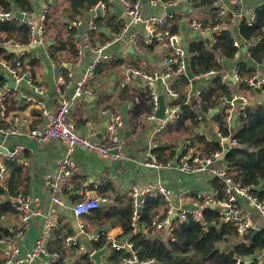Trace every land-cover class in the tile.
I'll list each match as a JSON object with an SVG mask.
<instances>
[{"label": "crops", "instance_id": "obj_1", "mask_svg": "<svg viewBox=\"0 0 264 264\" xmlns=\"http://www.w3.org/2000/svg\"><path fill=\"white\" fill-rule=\"evenodd\" d=\"M12 1L14 5V0ZM31 2L34 12L28 15V18L39 24L40 16L46 5H48L51 11L54 12L53 18L55 20L59 19V31H61L63 36H65V28L62 27V24L71 29L74 21L84 20L83 23H86L91 13V8H86L83 11L84 17L71 20L66 13H63L66 0H59L58 2L57 0H31ZM230 2L231 0H218L221 8L220 12L224 9L229 13L233 7ZM263 4L264 0H244L243 3L238 5V12L245 11L250 7L256 11ZM13 12L18 14L19 10L15 9ZM143 13L146 16H162L166 14V10L159 6H152L150 0H147L146 3H143ZM174 13L184 15L182 21L187 29L182 31L181 34L184 44H188L190 40L210 39L207 34L193 32L190 28L192 21L202 23L200 20L206 18L211 21L212 19L208 13L198 12L194 5L190 4L189 0H180L172 14ZM111 17L115 18V25H104L103 31L106 37H101L100 33L93 34L96 44L110 42L112 33H116L119 30L117 26L121 27L122 23L127 19L126 15L118 10L117 5L113 9ZM221 19L223 20V18ZM232 20L229 26L223 25V29H230L234 37L239 39L240 20L234 16ZM74 29L76 30L75 38L79 35L81 40L84 39L85 34H80L78 28ZM137 32L142 37H145L140 26H135L129 35ZM47 35L54 38L46 32V46L32 45L24 47L20 51L25 54V63L29 61L36 62L34 66L29 67V70L34 83L45 90V96L41 98L44 106L48 110L57 111L63 99H70L73 96L77 83L83 80L86 69L94 59L95 53L88 47H85L84 54L81 57L78 54L77 59H74L68 53H63V60L59 65L49 56L48 48L53 42ZM48 42H51L50 46H48ZM142 45L141 51H135L130 45L129 37L125 41L111 45L104 53L106 59L98 66L95 78L87 84V90L91 92V96H95V100L91 103L83 98L76 101L69 114V119L76 123L79 132L97 142H102L108 134L109 119L101 115L103 110L110 109L117 111L121 115L123 109L127 110L129 124L125 125L121 149L109 158H104L99 154L82 148H76L71 153L75 161L76 170L64 193L67 207H60L52 203L50 190L46 185V177L54 173L58 168L60 162L67 154L68 147L62 141L56 139L39 144L28 138L31 128L41 122L40 111L36 104L30 100L36 96L33 86L26 80L22 81L18 84V90H9L7 99L4 101V112H1L2 108L0 105V128L13 127L15 120L18 119L16 126L18 129L17 135L4 136L0 134V145L3 151H13L18 144L26 146L24 152L16 160H6L10 175L6 186L2 189L5 194L0 195V205L6 201L13 206L18 196H28L30 198L28 202L30 209L41 212V216L33 218L26 224L21 222L18 211L2 217L3 227L12 232V238L16 241L21 255L34 249L37 240L42 235L48 214L52 218L53 229L51 238H53V241L49 245L52 244L53 250L63 247L64 240L68 236H77L81 246L85 248L83 253L78 250L66 253L62 259L65 264H75L78 258L88 253L91 256L96 251L94 241L102 240L106 243L116 242L119 244L128 242L131 234H127L124 227L112 226L104 232H101V230L93 231L92 229H87L88 215L83 218L75 216L73 206L90 196L95 186H99V189L110 186L113 194L130 196L132 188L136 187L142 191L160 180L172 193V205L176 209L192 208L194 202L198 201L204 194L215 195L212 186L213 178L208 172L192 175L184 173L176 167L159 171L145 166L149 152L155 156L152 151L157 146H175L178 149L175 157L177 159L180 154L185 152L183 146L186 141L194 136V128L202 130V137L207 142H220V138L218 135L219 126L211 119V113L204 114V120L202 122L198 121V126L194 127L185 136L178 133L172 134L166 129L163 133L154 137L153 131L157 124L146 119L152 110L150 97L148 101L144 96L148 90L144 86L143 79L135 76L130 72V69H140L147 73L161 72L165 67L166 54L163 48L154 46L152 51H147L144 46L150 45ZM10 52L16 54L15 49H11ZM136 60H139L140 63H136ZM118 61H122V63H117ZM241 62H247V65L252 64L256 67L251 61L247 47L244 50L241 48L240 56L231 62H227L224 70L230 71ZM65 63L70 64L71 67H64ZM256 73L264 75V66H257ZM4 74L6 73L0 68V78H3ZM70 74H72V77H70ZM190 74L192 76L191 72ZM60 77L64 78L63 83H60ZM232 83L234 90L240 91L245 95H247V90L250 92L253 90V94H259L258 97H261L259 100L248 97L251 101V106L255 102H264V88L256 90L250 89L245 85L247 88L245 90L240 87L241 82L233 81ZM203 84V79H193V81L189 79L185 88L186 95L194 93ZM5 88H7L6 80L0 85V90ZM11 101L13 102L11 103ZM10 104L12 109H9ZM217 112H219L218 109L214 113ZM239 123L240 120L237 117L235 126ZM230 125H232V122ZM229 151L223 149L220 158L216 160L212 168L226 169L225 157ZM10 189L14 190L15 195H8ZM183 192L186 193L185 196L182 195ZM99 194L104 196L101 191H99ZM108 200L112 202L113 198ZM239 201L240 207L251 217L253 223L256 226H260L262 221L251 204L244 199ZM167 209H163L154 218L166 216ZM176 221L177 218L172 223L175 225ZM80 222L86 225L85 234L80 233L78 227ZM20 230H24V236H18ZM142 232L148 234L146 230H142ZM231 244L233 245L232 239H228L222 244L221 249H231ZM112 251L111 248L108 249L106 257L103 258L104 264L108 263ZM3 261L4 257L0 252V262L2 263ZM54 262L56 261L54 260ZM32 264H39V261L37 260ZM90 264L95 263L91 260Z\"/></svg>", "mask_w": 264, "mask_h": 264}, {"label": "built area", "instance_id": "obj_2", "mask_svg": "<svg viewBox=\"0 0 264 264\" xmlns=\"http://www.w3.org/2000/svg\"><path fill=\"white\" fill-rule=\"evenodd\" d=\"M180 0H150L152 6H159L164 10L168 8H174L179 4ZM188 1V0H186ZM190 4L194 5L193 0H189ZM244 0H231L232 6L243 3ZM143 0H109L108 3H99L95 7L91 8V13L88 21L85 23L87 31L84 39L81 40L80 36L76 37V44L78 48V54L81 57L84 54L85 47L90 48L95 57L87 67L83 80L77 83V87L73 96L70 99H63L57 111L48 110L44 104L42 97L45 96V90L34 83L31 72L25 67L24 53L20 50L27 46L41 45L46 46V21L47 14L50 11L48 5H46L43 13L40 16V23L37 24L34 20L28 18L27 12L20 11L23 14V19H18L15 12H0L1 22H13L18 21L22 25H28L31 28V39L28 44L16 43L13 40H8L4 43L5 47H10L16 50L14 58L12 60L0 59V68L9 75L17 85L26 80L34 88L35 97L30 100L33 101L40 111L41 122L40 124L31 128L28 133V138L36 143H46L51 139L62 141L67 147L68 151L66 156L60 162L58 168L54 173L49 174L46 177V185L50 190L52 203L60 206L67 207L65 199V191L70 184V180L75 173L76 165L71 153L76 148H82L92 151L104 158L112 156L111 151L120 150L122 144V136L125 129L124 119L121 114L113 110H103L102 116H106L109 119L108 134L102 142H97L89 136H85L79 132L76 123L69 119V114L72 108L75 106L76 101L83 98L84 94L90 95V91L87 90V84L95 78L96 70L100 63L106 59L104 53L108 48L113 45L125 41L129 37L130 45L135 51H141L142 44L154 45L165 49V67L161 72L147 73L140 69H130L135 76L141 77L144 81V86L148 90L150 101L152 104L151 113L147 116V120L156 122V128L154 129V137L163 133L169 124H172L180 118L183 113L184 106L190 102H194V108L197 109L199 116L198 121L202 122L205 115L202 113V89L207 86L206 81L219 72L212 70L208 73L191 76L189 72V58L190 54H186L184 50V41L182 36L177 33H173L169 26V18L173 15H144L143 13ZM117 7L121 8L127 19L122 23V26L116 33H112V40L110 42L96 44L94 42V33H100L105 26L99 27L97 22L99 19L108 20L111 17L113 9ZM264 5V4H263ZM262 6V5H260ZM101 10L98 14L97 11ZM229 13L224 9L219 13L220 17L227 16ZM234 17L240 20L247 19L248 25H253L256 14L253 8H247L245 11L233 13ZM231 19L227 26H229ZM83 24V21H74L72 23L73 28H79ZM224 23L217 25H203L198 21H192L190 28L193 32L200 34H207L210 36L213 42L216 41V36L221 35L223 31ZM135 26H140L144 32L145 37H142L140 33L130 32ZM187 30V29H186ZM240 31V30H239ZM262 41V37H256L252 39H239L234 41V47L237 48L235 58H238L241 54V48L245 45L250 52L251 49L256 48ZM217 61L222 63L220 58ZM255 64V63H254ZM256 67L264 66L263 64H255ZM222 83L225 85H231L234 82H240V70L239 66H234L230 71L223 70ZM184 75L190 79H203L204 84L200 89L194 93L189 94L184 102H180V94L173 89V83L176 77ZM72 77V74H70ZM60 83L64 82V78L60 77ZM162 82L164 86V92L167 98L168 113L163 120L156 118V113L159 110V94L157 90V83ZM245 85L250 89H263L264 88V75L254 74L253 76L244 80ZM9 89L5 88L0 90L1 99V112L5 111L4 101L7 99ZM227 108L225 112L227 114L226 120L230 124L233 117L237 115L239 120L246 117L247 109L251 106V101L247 95L240 91L233 90L232 96L225 103ZM222 110V106L219 108ZM218 109V110H219ZM214 113L215 110L209 109V114ZM4 114V113H3ZM17 120L15 125L10 128H0V134L4 136L17 135ZM240 125V123L238 124ZM195 134L191 139H188L183 146L184 154L177 159H174L167 163H160L154 155L149 152L145 166L157 169L159 171L169 169L172 167L178 168L180 171L187 174H201L208 172L213 179L219 178L224 184V190L226 197L224 200L217 199L215 195L204 194L198 201L194 202L192 208H180L176 209L172 205V193L167 187L159 180L155 184L148 186L144 190H139L136 187L130 191V196L134 201V226L137 228L136 222L140 219V213L145 207L148 197L161 196L167 203V214L163 218L156 217L152 220L148 227H143L142 230H146L152 236H156L165 242L175 241V225L172 223L171 216L177 214V221L179 224H188L189 221H193L206 227L205 210L207 208H213L216 210L223 222L234 226L239 234L243 236L250 231H261L264 227L256 226L253 223L251 217L240 207V199L247 200L251 206L255 209L262 223H264V200L258 198L251 193V188L243 186L233 180L227 175L226 169L212 168L213 164L221 156V152L217 153H205L201 152L196 145H194L193 138L197 136H203L202 130L194 128ZM221 146L225 143H229L231 148L237 147L238 142L232 139L231 136H225L222 134L220 128L218 131ZM26 146L18 144L13 151L4 152L0 145V191L6 186L9 179V169L6 163L8 161H14L17 157L24 152ZM224 149V148H223ZM186 195L185 192L182 194ZM142 196V201L138 202L137 199ZM30 198L28 196H18L13 204V208L19 212L20 219L23 224L30 222L33 218L41 216L39 210H31L28 202ZM102 202H109V200L99 194V186H95L92 189V194L82 201L76 203L73 206V212L77 218H83L90 214L92 211L100 208ZM140 209V211H138ZM79 230L81 234L86 233V225L80 222ZM52 218L48 214L46 216L44 229L41 237L37 240L34 249L31 252H26L21 255V251L13 238L0 237V252L4 257V261L1 264H32L35 261H39V264H51L54 260L57 262L65 257L66 253L74 251L85 252V248L81 246L77 236H68L64 240L62 250L50 255L48 251L49 244L53 241L51 238L52 232ZM24 230H20L18 236H24ZM112 250L120 251L127 250L129 256L122 260L120 264H157L154 260H143L139 257L138 251L134 249L133 243L130 241L125 244H119L112 242L110 245ZM51 258V260H49ZM235 264H264V249L255 253L253 256L239 257L235 256Z\"/></svg>", "mask_w": 264, "mask_h": 264}, {"label": "trees", "instance_id": "obj_3", "mask_svg": "<svg viewBox=\"0 0 264 264\" xmlns=\"http://www.w3.org/2000/svg\"><path fill=\"white\" fill-rule=\"evenodd\" d=\"M59 0H57L58 2ZM109 0H66L63 13H66L71 20L84 17L83 11L86 8H93L99 3H108ZM170 1V0H161ZM194 8L198 12L208 13V18L200 20L203 25H217L224 23L225 26L233 18L235 12H238L239 6L234 5L232 12L227 16L220 17L221 10L218 0H193ZM0 0V12H13L15 9L32 14L34 7L31 0ZM51 11V9H50ZM47 14V34L54 38H50L53 44L48 48L49 56L53 61L62 63L63 53H68L74 59L78 58V48L76 44V30L65 28V36L59 31V22L53 18L54 12ZM256 18L253 25H248L247 19L241 21L239 30L240 36L244 40L261 36L262 41L258 47L250 50L251 61L255 64L264 63V5L259 6L256 11ZM183 14L174 13L169 18V26L173 33L182 34ZM223 18V20L221 19ZM57 21V22H56ZM84 21V20H82ZM115 18L110 17L108 20L99 19L97 24L99 27L104 25H115ZM57 23V24H56ZM120 29L119 26H117ZM101 37H106L104 31L100 32ZM31 39V28L28 25H22L18 21L1 22L0 21V59L12 60L14 54L7 51L4 43L13 40L16 43L28 44ZM236 38L230 29H223L221 35L216 36V41L212 39L206 40H190L189 44V69L193 76L201 73H208L217 70L219 73L206 81L207 86L202 89V113L209 114V109L222 110L212 113L211 119L218 124L221 132L225 136H231L238 142V146L232 148L225 157L227 164L226 172L234 181L241 183L243 186L251 188V193L258 198L264 200V102L259 101L252 104L247 109L246 117H242L240 125L233 127L227 120L225 109L226 101L231 98L233 93V83L225 85L222 83L221 72L226 67L227 62L235 59L237 48L234 47ZM147 51H152L154 45L144 46ZM220 58L222 63L218 62ZM25 61V58L23 59ZM35 61H29L24 68L35 65ZM117 63H122L118 61ZM241 76L240 87L247 90L244 80L256 73L254 65H247V62L238 64ZM99 68V67H98ZM96 70V73L98 71ZM188 76L180 75L175 78L173 89L180 94V102H184L187 98L185 88L188 82ZM5 79L0 78V85ZM149 101V93L144 94ZM10 101V100H9ZM13 101H11L12 103ZM195 103L190 102L184 106L182 115L178 120L169 124L167 131L172 134L178 133L186 135L197 127L199 113L194 108ZM12 109V105H9ZM150 112V111H149ZM211 113V112H210ZM191 136V135H190ZM189 136V137H190ZM194 145H199L198 149L205 153L223 152L220 142H207L204 137L197 136L193 138ZM178 149L175 146H157L152 153L160 163H167L175 159ZM184 154V152L182 153ZM180 154V156L182 155ZM179 156V157H180ZM213 192L217 199L224 200L226 197L224 184L219 178L213 179ZM107 199L113 198L112 202L106 207L99 208L88 214L87 229L106 231L112 226L124 227L127 234H131L130 242L133 243L134 249L138 251L139 257L143 260H154L157 264H235V256L247 257L253 256L255 253L264 249V230L250 231L243 236H239L236 228L222 221L219 213L212 209L205 210V221L212 227L207 228L189 221L188 224L175 223V241L165 242L149 233L144 234L142 228L148 227L155 215L163 209H167V203L161 196L148 197L145 207L140 213V219L136 222L137 228L133 225L134 217V201L129 195H115L111 191V187H101L99 189ZM5 194L2 190L0 195ZM8 195H15L13 189H10ZM17 210L11 203L4 201L0 205V237L12 238V232L2 225V217L13 214ZM14 239V238H13ZM232 239L233 245L231 249H221L223 243ZM96 250H100L106 246V242L99 240L94 241ZM62 247L53 250L52 244L48 246L50 255L59 252ZM129 256L127 250H113L109 256L107 264H120L123 259ZM90 264V254H85L77 259L75 264ZM1 263V262H0ZM51 264H65L63 260L51 262Z\"/></svg>", "mask_w": 264, "mask_h": 264}, {"label": "water", "instance_id": "obj_4", "mask_svg": "<svg viewBox=\"0 0 264 264\" xmlns=\"http://www.w3.org/2000/svg\"><path fill=\"white\" fill-rule=\"evenodd\" d=\"M143 2L146 3L147 0H143ZM117 8H118V10L120 12H123L121 10V8H119V7H117ZM174 10H175L174 8H168L166 10V13L168 15H170V14H172L174 12ZM97 13L100 14L101 13V10H98ZM17 17L19 19H23L24 18L23 14H21V13H18L17 14ZM86 28H87L86 24L83 23L78 28L79 33L80 34H85L86 33ZM182 30L183 31L186 30V26L185 25L182 26ZM111 38H113L112 35H111ZM50 45H51V42H48V46H50ZM5 48H6L7 51H11V48L10 47H5ZM184 50H185V53L186 54H189V45L188 44H185L184 45ZM63 66L66 67V68L71 67L70 64H67V63H65ZM3 78L7 81V89H9V90H15V91L18 90L17 83L9 75L4 74L3 75ZM157 90H158V94H159V105H160V107H159V110L156 113V118L158 120H163L165 118L166 114L168 113V107H167V98H166V95H165V92H164V86H163V83L161 81L157 83ZM83 99L86 100L87 102H90L91 103V102H93L95 100V96H91V95L84 94L83 95ZM122 116H123L125 125H128L129 124V119H128V116H127V110H125V109L122 110ZM236 121H237V115H235L233 117V120H232L233 127H235ZM223 148H224L225 151L231 150V146H230L229 143H225L224 146H223ZM117 152H119V150H113V151H111L112 154L117 153ZM142 199H143L142 196H140L137 199V201L138 202H141ZM108 205H109V203L102 202L101 205H100V207L102 208V207H106ZM138 211H140V209H138ZM176 218H177V214H173L171 216V220L172 221H174ZM211 227L212 226L210 224H207V228H211ZM110 245H111V242L107 243L104 248H102L100 250H96L95 252H93L91 254V260L95 264H104L103 258L106 257V255L108 253V249L110 248Z\"/></svg>", "mask_w": 264, "mask_h": 264}, {"label": "rangeland", "instance_id": "obj_5", "mask_svg": "<svg viewBox=\"0 0 264 264\" xmlns=\"http://www.w3.org/2000/svg\"><path fill=\"white\" fill-rule=\"evenodd\" d=\"M197 18H199V17H197ZM242 48H243V50H244V48H246V46L243 45ZM136 63L139 64L140 61H139V60H136ZM252 91H253V90H252ZM252 91L250 92L249 90H247L246 94L248 95V97H249L250 99L253 97V98H255L254 100H259V99L261 98V97H258L259 94H253ZM254 100H253V101H254ZM261 226L264 227V223H262ZM83 264H88V263H85V262L83 261Z\"/></svg>", "mask_w": 264, "mask_h": 264}, {"label": "bare ground", "instance_id": "obj_6", "mask_svg": "<svg viewBox=\"0 0 264 264\" xmlns=\"http://www.w3.org/2000/svg\"><path fill=\"white\" fill-rule=\"evenodd\" d=\"M19 12H20V11H19ZM19 12H18V13H19ZM12 13H13V12H12ZM16 16H17V14H16ZM17 18H18V17H17ZM18 19H19V18H18ZM97 25H98V24H97ZM98 26H99V25H98ZM86 31H87V28H86ZM85 34H86V33H85ZM24 58H25V57H24ZM28 69H29V68H28ZM78 240H79V239H78Z\"/></svg>", "mask_w": 264, "mask_h": 264}]
</instances>
